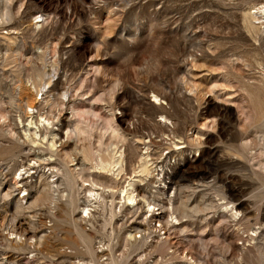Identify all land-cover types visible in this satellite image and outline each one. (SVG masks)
<instances>
[{
    "label": "rangeland",
    "instance_id": "1",
    "mask_svg": "<svg viewBox=\"0 0 264 264\" xmlns=\"http://www.w3.org/2000/svg\"><path fill=\"white\" fill-rule=\"evenodd\" d=\"M262 5L0 0V264H188L181 252L201 243L183 231L215 242L216 219L206 225L195 209L211 202L229 220L233 190L264 236ZM113 151L116 180L83 161ZM88 172L105 202L83 201ZM129 178L149 212L118 201ZM164 225L175 236L166 244Z\"/></svg>",
    "mask_w": 264,
    "mask_h": 264
},
{
    "label": "bare ground",
    "instance_id": "2",
    "mask_svg": "<svg viewBox=\"0 0 264 264\" xmlns=\"http://www.w3.org/2000/svg\"><path fill=\"white\" fill-rule=\"evenodd\" d=\"M260 8H262V11H264V5L257 7V9L260 10ZM261 11V12H262ZM65 96V95H64ZM69 98V97H68ZM208 99V98H207ZM214 103H217V101H214ZM34 105V104H33ZM221 105V104H220ZM32 106V105H31ZM225 106V105H224ZM28 107H30V105H28ZM227 109L226 108H218L217 111L222 112V113H226ZM209 112H207L208 114ZM231 115V110L230 112H228ZM60 114V113H59ZM30 116V115H29ZM204 116V115H203ZM241 115H239L240 117ZM33 117V116H31ZM32 120V119H31ZM206 122V120L204 121V123ZM28 127V126H27ZM262 127V126H261ZM26 132V131H25ZM61 132V131H60ZM56 133V132H55ZM35 134V131L32 133ZM60 134V133H59ZM193 134V133H192ZM53 135V134H52ZM25 137H31V134L28 133V136ZM243 137V136H242ZM241 139V138H240ZM207 140V139H206ZM62 142V141H60ZM59 142V143H60ZM62 144V143H60ZM59 144V145H60ZM66 144V143H64ZM50 145V144H49ZM243 148H247V143L245 141L241 142L240 144ZM64 148V147H63ZM115 151H113V153H103V152H98L96 154V156H94L91 159L85 158L86 160L83 159V161L87 164L89 162V167L91 168L93 171H103L105 173H111L112 176H107L109 177V179L112 180H116L117 177H119L120 173L123 170L122 167V155L121 152H117L118 154H114ZM78 162V161H77ZM75 165V164H74ZM73 166V165H72ZM86 166V165H85ZM156 166V165H155ZM138 167H139V172L142 175H149L151 174V166L148 163V159L146 157V155H141L139 156V163H138ZM74 168V167H73ZM155 168V167H154ZM50 170V169H49ZM56 170V169H55ZM78 170V169H77ZM264 170V168H263ZM54 171V170H53ZM55 172V171H54ZM87 172V171H86ZM252 172V171H251ZM94 173V172H93ZM92 174H88L86 175V179H83L81 181H79V188L83 190V201L84 202H105V197L106 193H104V191H97L95 190L94 186L96 185L97 181L94 177L91 176ZM106 175V174H105ZM110 175V174H109ZM253 175V174H252ZM44 176V175H43ZM141 176L138 178V180L141 179ZM72 177V176H71ZM75 177V176H74ZM58 178V177H57ZM128 178V177H127ZM255 178V177H254ZM54 180V179H53ZM52 180V181H53ZM57 180V179H56ZM253 180V178H252ZM57 182V181H56ZM105 182V181H104ZM173 182V181H172ZM176 182V181H175ZM103 183V182H101ZM135 181L132 180V178H129L125 185H123L122 187L118 188L116 191V197L118 198L119 202H127V204L129 206H135L138 205L137 208L139 209H144V207L149 208V202H153L148 200V196L147 194H140L137 192H134V185H135ZM98 184V183H97ZM105 187H110L109 185H105L106 183H103ZM118 185V184H117ZM171 185V182L169 184L166 185V187H169ZM54 186V185H52ZM138 186V185H137ZM140 186V185H139ZM165 187V188H166ZM78 188V189H79ZM138 188V187H137ZM77 189V190H78ZM97 189V188H96ZM168 189V188H167ZM231 189V188H230ZM18 190V189H17ZM47 190V189H46ZM50 190V189H48ZM75 190V189H74ZM137 190V189H136ZM145 190V189H144ZM11 192V191H10ZM114 192V191H113ZM231 192V191H230ZM72 193V192H71ZM74 193V192H73ZM115 193V192H114ZM189 194V193H188ZM191 194V193H190ZM232 194V193H231ZM110 197H109V202L113 201L112 199H115V197L112 194V191H110ZM115 195V194H114ZM233 196H230V202H231V206L230 209L234 210V214H231V218L229 220H224V212L222 211H218L216 209V204H212L211 202L208 204H205V206L203 207V209H195L196 211H199L200 214L205 215V217L203 218L204 220V224L208 225L210 223V221L212 222L213 219H216V224L213 225L212 227V232L211 234L214 236V240L215 242H210V241H204L203 237H205L203 234V232L201 233H195V235L190 234V233H185L186 231H183L184 234L183 236L185 238L188 239V242H190V244L192 245L193 248H195V245L193 243V240L190 237H195L197 239L200 240L201 245L200 250L196 249V250H191L188 249L184 252H181V257L183 258V260H186L188 262V264H224L223 262L225 260H230L233 264H243L244 261H249L251 259V257H259V260L261 262V264H264V236H262L263 234V230L260 228L259 222L256 221V224H258L257 228H251V225L249 224L247 218H249L250 213H251V209L248 208L247 204L249 203L248 200L245 199H240V197L237 195V193L233 190ZM75 196V195H74ZM61 198V197H60ZM75 199V198H74ZM107 200V199H106ZM68 201V200H67ZM76 201V200H75ZM115 201V200H114ZM70 202V201H68ZM89 204V203H88ZM212 204V205H211ZM87 204H84L81 207V211L83 212V217H87L89 216L90 211L89 208L87 207ZM153 207V206H150ZM160 209L159 212L153 213L154 215L159 213L162 217L163 212H165V209H163L162 205L159 206ZM190 210V209H189ZM142 211V210H141ZM145 211H150V210H143ZM81 212V213H82ZM143 212V213H144ZM183 214L185 215L186 211H184L180 206H178L176 208V215L177 214ZM207 213V214H205ZM259 212H255L254 215L258 214ZM138 214V213H137ZM142 214V212H141ZM190 215V214H189ZM192 215H190L191 217ZM164 217V216H163ZM162 217V218H163ZM262 217V216H261ZM260 217V218H261ZM155 218V217H154ZM161 218V219H162ZM192 218V217H191ZM245 219V222L243 221V223H245V225L243 226V228L241 227H236L233 228V226H236L237 224H242V220ZM86 220V219H84ZM177 220V219H176ZM136 221V220H135ZM156 221V220H154ZM215 221V220H214ZM141 223V222H140ZM138 224V223H137ZM151 224V223H150ZM75 225V224H74ZM82 225V224H81ZM160 225V223H159ZM162 225V224H161ZM173 226H175V222L173 224H171ZM141 226V224H140ZM204 227V226H203ZM138 228V227H137ZM141 228V227H140ZM152 228V227H151ZM164 231L165 232V236L163 237V239L161 240L162 244H166L168 242H170V238H172L174 235L170 236V231H166L168 230V226L164 225L163 226ZM160 229V227L158 228ZM229 229V230H228ZM218 230H221V234H218ZM9 231V230H8ZM136 231V230H135ZM141 231V230H140ZM177 231V230H175ZM251 231V232H248ZM174 233V230H173ZM10 234V233H9ZM14 234V233H12ZM11 234V235H12ZM111 235V234H110ZM44 236V235H43ZM114 236V235H113ZM127 236V235H126ZM182 236V237H183ZM12 237V236H11ZM45 237V236H44ZM117 237V236H116ZM142 238H144V235H141ZM175 237V236H174ZM208 237V236H207ZM8 238V237H7ZM20 238L19 236H17V241L20 243ZM13 239V238H12ZM100 239V238H99ZM103 239V238H102ZM113 239V238H112ZM121 239V238H120ZM135 239V238H134ZM118 240V239H117ZM13 241V240H12ZM47 241V240H46ZM110 241V240H109ZM121 241V240H120ZM119 241V242H120ZM134 240H132V243ZM176 241V240H175ZM239 241V242H238ZM45 242V241H44ZM100 242V240L98 241ZM112 242V241H111ZM129 242V241H128ZM15 243V242H14ZM46 243V242H45ZM101 243V242H100ZM158 243H154V247L155 245ZM170 246V244H167ZM98 246V245H97ZM136 246V245H135ZM82 247V246H81ZM80 247V248H81ZM107 247V246H106ZM98 248V247H97ZM103 248V245H102ZM138 249V248H137ZM143 249V248H142ZM115 250V249H114ZM167 250V249H166ZM98 251V250H97ZM108 252V251H107ZM116 252V250H115ZM143 252V251H142ZM167 253V251H166ZM170 253V252H169ZM175 253V252H174ZM88 254V253H87ZM109 254V253H108ZM116 255V254H115ZM127 256V254H125ZM90 256V255H89ZM110 256V255H109ZM129 256V255H128ZM137 256V255H136ZM92 257V256H91ZM88 258V257H87ZM86 258V259H87ZM93 258V257H92ZM120 258V257H119ZM94 259V258H93ZM132 259V258H131ZM138 259V258H137ZM111 260V259H110ZM140 260V259H139ZM112 261V260H111ZM147 261V260H146ZM144 261V262H146ZM172 261V260H171ZM136 262V261H135ZM150 262V261H149ZM68 263V262H67ZM92 263V262H91ZM90 263V264H91ZM112 263V262H111ZM140 263V262H139ZM153 263V262H152ZM174 263V262H173ZM172 263V264H173ZM179 263V262H177ZM176 264V263H175Z\"/></svg>",
    "mask_w": 264,
    "mask_h": 264
}]
</instances>
